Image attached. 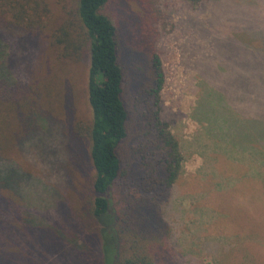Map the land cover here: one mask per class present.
I'll return each instance as SVG.
<instances>
[{
	"label": "rangeland",
	"instance_id": "rangeland-1",
	"mask_svg": "<svg viewBox=\"0 0 264 264\" xmlns=\"http://www.w3.org/2000/svg\"><path fill=\"white\" fill-rule=\"evenodd\" d=\"M161 8L167 16L157 46L165 75L161 114L184 156L167 213L176 251L185 264H264V129L258 127H264V54L239 53L250 32L259 38L255 44L264 43V0H166ZM47 39L0 24V80L33 91L41 106L32 108L37 129L21 154L12 146L13 159L0 165L22 176L18 190L28 217L60 228L94 174L89 144L73 132L75 123L91 121L89 62L64 67ZM73 81L72 104L67 82ZM207 89L223 99L222 105L213 99L219 109L209 112L208 123L195 115L199 100H212Z\"/></svg>",
	"mask_w": 264,
	"mask_h": 264
},
{
	"label": "trees",
	"instance_id": "trees-1",
	"mask_svg": "<svg viewBox=\"0 0 264 264\" xmlns=\"http://www.w3.org/2000/svg\"><path fill=\"white\" fill-rule=\"evenodd\" d=\"M165 1L0 0V24L46 36L64 67L88 59L91 121L75 123L73 132L89 144L94 169L81 204L52 228L28 217L18 190L22 176L0 165V264H185L167 220L184 156L161 114L165 75L157 46L167 23ZM250 35L240 39L247 49L239 53L262 59L264 43ZM67 85L73 104L76 84ZM19 87L0 80V162L13 159L12 146L20 155L37 129L32 114L40 111L39 97ZM206 93L212 100H199L195 115L208 123L219 105L213 99L221 105L223 99Z\"/></svg>",
	"mask_w": 264,
	"mask_h": 264
},
{
	"label": "crops",
	"instance_id": "crops-1",
	"mask_svg": "<svg viewBox=\"0 0 264 264\" xmlns=\"http://www.w3.org/2000/svg\"><path fill=\"white\" fill-rule=\"evenodd\" d=\"M206 132V131H205Z\"/></svg>",
	"mask_w": 264,
	"mask_h": 264
}]
</instances>
